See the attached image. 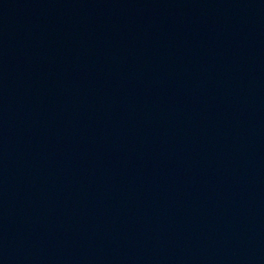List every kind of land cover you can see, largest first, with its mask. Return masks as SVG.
I'll return each instance as SVG.
<instances>
[{
  "label": "water",
  "instance_id": "water-1",
  "mask_svg": "<svg viewBox=\"0 0 264 264\" xmlns=\"http://www.w3.org/2000/svg\"><path fill=\"white\" fill-rule=\"evenodd\" d=\"M0 264H264V0H0Z\"/></svg>",
  "mask_w": 264,
  "mask_h": 264
}]
</instances>
